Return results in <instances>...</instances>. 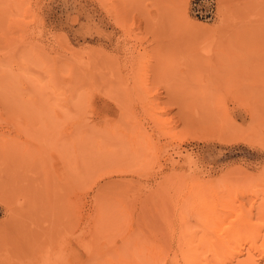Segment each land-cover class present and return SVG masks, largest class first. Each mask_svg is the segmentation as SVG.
Masks as SVG:
<instances>
[{
  "label": "rangeland",
  "instance_id": "1",
  "mask_svg": "<svg viewBox=\"0 0 264 264\" xmlns=\"http://www.w3.org/2000/svg\"><path fill=\"white\" fill-rule=\"evenodd\" d=\"M189 263L264 264V0H0V264Z\"/></svg>",
  "mask_w": 264,
  "mask_h": 264
},
{
  "label": "bare ground",
  "instance_id": "2",
  "mask_svg": "<svg viewBox=\"0 0 264 264\" xmlns=\"http://www.w3.org/2000/svg\"><path fill=\"white\" fill-rule=\"evenodd\" d=\"M195 260V259H194ZM189 261H192V259L191 260H189ZM198 262V261H197ZM199 263V262H198ZM190 264V263H189ZM192 264V263H191Z\"/></svg>",
  "mask_w": 264,
  "mask_h": 264
}]
</instances>
